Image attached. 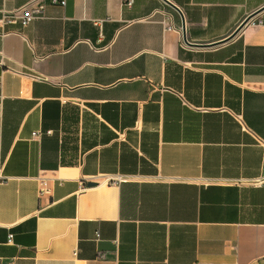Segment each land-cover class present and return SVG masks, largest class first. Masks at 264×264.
<instances>
[{"label": "crops", "instance_id": "1", "mask_svg": "<svg viewBox=\"0 0 264 264\" xmlns=\"http://www.w3.org/2000/svg\"><path fill=\"white\" fill-rule=\"evenodd\" d=\"M29 1L0 0V264L263 262L264 0L2 22Z\"/></svg>", "mask_w": 264, "mask_h": 264}, {"label": "built area", "instance_id": "2", "mask_svg": "<svg viewBox=\"0 0 264 264\" xmlns=\"http://www.w3.org/2000/svg\"><path fill=\"white\" fill-rule=\"evenodd\" d=\"M48 2L49 0H30L29 2L18 8H14L11 10L3 8L1 10L2 22L5 24H21L23 26H26L29 23H31L33 20L43 18L45 16V10ZM50 3L65 6L67 0H50ZM161 22L165 26L166 30L178 32V34L180 35L181 45L187 46L183 33L184 29L181 24L168 22L167 19H163L161 20ZM95 23L97 25H101L102 20H96ZM258 23L260 24L261 22ZM9 33L10 32L7 31H1L2 36H6ZM39 134L40 132H35L34 136H38ZM113 181H119V178H114ZM40 182H41V188L39 190L40 194L49 192L48 181L46 179H41ZM263 182H264V167H263V173L259 177L241 183H247L250 185L258 186L261 185ZM259 264H264V260Z\"/></svg>", "mask_w": 264, "mask_h": 264}, {"label": "water", "instance_id": "3", "mask_svg": "<svg viewBox=\"0 0 264 264\" xmlns=\"http://www.w3.org/2000/svg\"><path fill=\"white\" fill-rule=\"evenodd\" d=\"M166 2L170 5V6H172L173 8H175L178 12H180L181 13V15H182V12H181V10L177 7V6H175L173 3H171L170 1H168V0H166ZM256 13L257 12H255V13H253V14H251L250 16H248V18L241 24V26H240V28L242 27V26H244L246 23H248L255 15H256ZM238 31V30H237ZM236 33V32H235ZM234 33V34H235Z\"/></svg>", "mask_w": 264, "mask_h": 264}]
</instances>
